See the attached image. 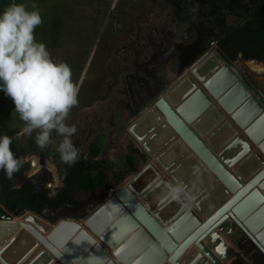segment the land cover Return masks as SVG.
I'll return each mask as SVG.
<instances>
[{"label": "rangeland", "instance_id": "1", "mask_svg": "<svg viewBox=\"0 0 264 264\" xmlns=\"http://www.w3.org/2000/svg\"><path fill=\"white\" fill-rule=\"evenodd\" d=\"M258 1L17 0V4H24L28 11L38 10L42 17V24L35 29V40L47 48L50 44L57 46V49H48L50 58L56 63L68 64L72 70V81L79 89L78 104L70 110L65 121L68 126L76 128L72 143L79 155L98 161L105 168L102 186L92 191H79L78 198L86 202L83 209L76 211L84 213L82 216L74 217L75 211L63 204L46 206L35 213L50 223H57L62 218L83 219L106 201L121 182L149 161L159 167L163 178L182 189L189 176L179 169L183 163L181 160L196 158L195 154L185 152L187 154L180 156L176 163L163 168L157 156L177 138L164 116L157 112L156 121L141 126L143 129L138 128L139 121L133 123V128L130 123L179 77L187 75L191 78L190 66L217 44L216 39L225 29L240 22ZM198 14L200 16L196 19ZM147 42L148 51L139 53L137 48ZM234 61L245 68V76L253 79L256 89L264 91V59H246L238 53ZM258 106L259 110L264 109L259 100ZM4 113L6 111L1 110L0 135L12 138L11 150L16 158L21 156L27 163L31 157L37 159L38 169L34 173L38 176L32 180L52 197L63 186L70 167L61 161L57 151L63 137L53 131L54 143L42 150L35 142L36 130L31 135H14L22 120L3 116ZM230 120L234 127L244 126ZM160 129L165 132L160 141L153 143L154 135ZM252 147L264 160L259 145L252 144ZM94 150L101 151L100 159L91 157ZM36 159L33 164L37 167ZM116 165L118 171L110 175L108 172ZM201 165L203 167L201 161L196 163L194 170ZM11 179L8 189L16 186ZM190 206L199 211L194 201H190ZM24 213L25 210L4 209L0 218ZM82 226L87 229L85 223ZM216 233L207 238V243L212 250L218 244L223 246L225 264H264V259L255 257L256 252L251 249L247 238L240 240L237 235L229 239L219 229ZM90 236L117 264H138L140 259L135 260L136 256L128 262L120 261L115 249L105 246L99 235L91 233ZM41 249L39 244L37 250L17 264H25Z\"/></svg>", "mask_w": 264, "mask_h": 264}, {"label": "water", "instance_id": "2", "mask_svg": "<svg viewBox=\"0 0 264 264\" xmlns=\"http://www.w3.org/2000/svg\"><path fill=\"white\" fill-rule=\"evenodd\" d=\"M213 50L239 79L249 86L257 98V104L258 100L264 104V91L256 89L252 84L253 79L245 76V68L231 60L217 44H213L190 66L189 74L193 72L195 65ZM186 77L188 76L179 77L174 81L130 123L133 128L139 121L138 128L143 129L141 126L156 121L157 112L164 116L177 138L157 156V161L163 168L176 163L185 152L195 154L196 158L181 160L183 163L179 169L186 171L189 178L178 197L174 198L171 194V190L176 188L173 182L163 178L159 167L149 161L116 187L109 198L92 214L78 221L74 218H62L57 223H50L34 211L25 210L24 214L37 216L51 226H56L61 221L68 222L69 236L81 230L89 239L86 250L82 251L79 257H75L64 251L56 241L51 240L32 223L20 221L17 229H24L42 245V249L25 264L36 261L44 251L49 261L55 260L57 264H87L85 255L89 248L100 255V259L94 264H117L108 257L102 246L94 243L91 233L99 235L105 246L115 249V255L122 262H128L136 256L135 260L140 259L138 264H163L165 261L168 264H182L183 257L190 252L193 256L187 261L184 260L185 264H225V257L218 256L204 242L216 229L223 230L229 239L237 235H240V240L247 238L251 249L256 252L255 257L264 259V239L257 233V230H262L264 224L261 206L263 196L257 191L264 182V165L244 179L207 144L197 127L176 108V104H181L191 90L182 94L177 103H172L168 98ZM198 120L200 121L201 117ZM164 132L165 129H160L154 135L153 143L160 141ZM256 154L261 158L257 152ZM200 161L203 167L201 165V168L194 170L196 163L199 164ZM253 194H257L259 198L251 200ZM190 201L195 202L199 208L198 212L191 208ZM4 217L0 218V222ZM84 223L87 229L82 226ZM112 225L113 227L109 228ZM138 233L142 234L137 235ZM123 245L129 246L122 255L118 247ZM193 245L197 249H193ZM0 264H3L2 261Z\"/></svg>", "mask_w": 264, "mask_h": 264}, {"label": "bare ground", "instance_id": "3", "mask_svg": "<svg viewBox=\"0 0 264 264\" xmlns=\"http://www.w3.org/2000/svg\"><path fill=\"white\" fill-rule=\"evenodd\" d=\"M190 76L191 78L186 77L181 80L168 96L169 100L172 103H177L182 94L191 90L181 104H176V108L197 127L199 134L207 144L215 149V152L239 176L247 179L255 170L264 165V160L256 154L257 151L252 147V144L260 143L258 144L259 148L264 153V109L259 110L257 98L252 94L249 86L239 79L215 50L211 51L197 66L195 65ZM230 119L236 120L237 125L244 126L234 127L230 123ZM169 157H171L170 154ZM123 183L121 182L120 185ZM184 184L187 183H183L182 186ZM257 191L263 196L261 206L264 219V182ZM256 198H259L258 195L253 194L251 200H256ZM13 217H4L0 222V261L3 264H17L39 248V243L29 233L22 228L17 229L16 226L20 221L32 223L47 237L56 241L64 251L66 250L75 257H79L80 253L88 246L89 239L83 231L68 235L70 230L68 222L61 221L56 226H51L31 214H18ZM262 226V230H257V233L264 239V224ZM216 232L217 229L211 235H216ZM207 238L204 239V242L208 245ZM128 246H119L120 254L123 255ZM193 246L191 247L193 248ZM222 248L223 246L218 244L213 251L222 257L224 255ZM85 256L87 264H94L96 260L100 259V255L91 251L90 248ZM192 256L193 254L190 255V252L186 254L182 259V264H185L184 260L187 261ZM30 264L57 263L55 260L49 261L44 251L41 257Z\"/></svg>", "mask_w": 264, "mask_h": 264}, {"label": "clouds", "instance_id": "4", "mask_svg": "<svg viewBox=\"0 0 264 264\" xmlns=\"http://www.w3.org/2000/svg\"><path fill=\"white\" fill-rule=\"evenodd\" d=\"M42 22L38 10L28 11L22 3H10L0 12V90L11 98L15 112L25 122L23 131L28 135L37 131L39 148L54 143L53 131L63 137L57 151L61 161L71 166L80 156L71 140L76 128L65 121L78 104L79 89L72 81L70 66L54 62L46 46L36 42L35 29ZM11 144V137L0 135V170L9 179L23 164ZM181 191L176 187L171 194L176 198Z\"/></svg>", "mask_w": 264, "mask_h": 264}, {"label": "trees", "instance_id": "5", "mask_svg": "<svg viewBox=\"0 0 264 264\" xmlns=\"http://www.w3.org/2000/svg\"><path fill=\"white\" fill-rule=\"evenodd\" d=\"M199 16L198 14L196 19ZM216 42L231 60L238 53L246 59L263 60L264 0L258 1L240 22L227 27ZM97 151L91 152V157L94 158L101 152ZM79 156L78 162L69 167L63 186L52 197L32 179L24 180L19 187L8 189V182L12 181L0 170V213L4 209L40 212L46 206L63 204L75 211L74 217L82 216L84 213L76 211L83 209L86 202L78 198L79 191H92L102 186L105 168L98 161L86 159L81 154Z\"/></svg>", "mask_w": 264, "mask_h": 264}, {"label": "crops", "instance_id": "6", "mask_svg": "<svg viewBox=\"0 0 264 264\" xmlns=\"http://www.w3.org/2000/svg\"><path fill=\"white\" fill-rule=\"evenodd\" d=\"M10 3H17V0H0V12H2ZM36 42L40 43V41H36ZM148 45H149V43L147 42V44H145L144 46L138 47L137 51L139 53H142L144 50L148 51V47H147ZM48 47L49 48L46 47L47 50L50 48H51L50 50L58 48L57 46L51 45V44ZM14 109H15V105H14L13 101L11 100V98H7L5 93L2 90H0V112H1V110H3V112L5 110L6 113H4L3 116L6 115L9 117H19V114L16 113ZM1 118L2 117H0V119ZM24 128H25V122L22 121L19 123V128L14 130V132H13L14 135L24 134L25 133L23 131ZM17 158L21 159L23 164H22V167L20 168V170L17 173H15V175L13 177V180L16 183L15 187H19L23 183L24 180L34 179L35 177L38 176L36 173H34L38 169V161L36 158L31 157L30 163H27V161H25V159H23L21 156H18ZM35 159L37 161V167L34 166V164H33V160H35ZM30 170L33 171V174L31 173ZM192 208H194V207H192ZM194 209L198 212V210L196 208H194ZM224 254H225V251H224Z\"/></svg>", "mask_w": 264, "mask_h": 264}, {"label": "built area", "instance_id": "7", "mask_svg": "<svg viewBox=\"0 0 264 264\" xmlns=\"http://www.w3.org/2000/svg\"><path fill=\"white\" fill-rule=\"evenodd\" d=\"M102 155V153L100 152L97 156H96V159L98 160V159H100L101 156ZM118 169H119V167L116 165V166H113L112 167V171H109L108 173L110 174V175H112L113 173H116V171H118Z\"/></svg>", "mask_w": 264, "mask_h": 264}]
</instances>
